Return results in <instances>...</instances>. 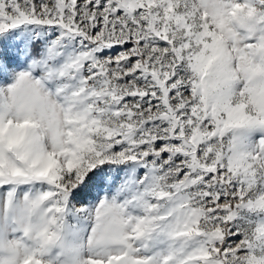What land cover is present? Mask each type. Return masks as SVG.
<instances>
[{
	"label": "snow or ice",
	"instance_id": "obj_1",
	"mask_svg": "<svg viewBox=\"0 0 264 264\" xmlns=\"http://www.w3.org/2000/svg\"><path fill=\"white\" fill-rule=\"evenodd\" d=\"M0 264H264V0H0Z\"/></svg>",
	"mask_w": 264,
	"mask_h": 264
}]
</instances>
